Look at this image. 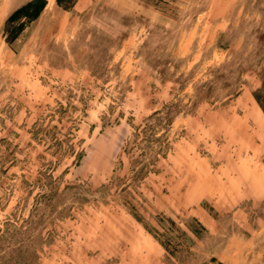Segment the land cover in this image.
Here are the masks:
<instances>
[{"label": "rangeland", "instance_id": "obj_1", "mask_svg": "<svg viewBox=\"0 0 264 264\" xmlns=\"http://www.w3.org/2000/svg\"><path fill=\"white\" fill-rule=\"evenodd\" d=\"M0 264H264V0H0Z\"/></svg>", "mask_w": 264, "mask_h": 264}]
</instances>
